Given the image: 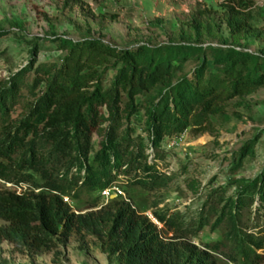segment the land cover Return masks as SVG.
Segmentation results:
<instances>
[{"label":"trees","instance_id":"obj_1","mask_svg":"<svg viewBox=\"0 0 264 264\" xmlns=\"http://www.w3.org/2000/svg\"><path fill=\"white\" fill-rule=\"evenodd\" d=\"M255 1L228 0L222 5L233 38L248 32ZM198 15L189 25L191 31L198 37L203 32L211 35V27L201 20L205 13L199 11ZM58 49L65 51L59 67L36 68L29 89L31 99L23 103L20 119H12L11 114L21 101L18 88L28 70L14 76L10 87L0 94V181L27 186L20 194L0 193V220L8 224L0 229V242L33 253H49L66 245L72 236L81 250H88L84 244L91 239L93 246L119 264L264 261L257 254L264 248V236L243 231L237 214L242 206L239 202L247 195V206L257 204L255 216L264 219V177L241 192L244 195L232 204L237 212L222 210L216 218L213 226L227 224L220 241L200 249L188 239V226L179 219L153 212L162 226L159 230L138 211L133 197L136 187L151 189L164 180L147 163L141 146L134 147L129 138L118 141L116 135L121 121L137 113L134 99L164 84L168 92L159 105L148 110L153 150L164 137L186 128L207 131L212 118L227 119L230 102L264 88V56L239 50L237 45L218 55L212 73L204 55L190 79L184 77L172 85L171 62L174 52L181 51L179 47L119 50L99 40L75 43L60 39ZM108 71H113L114 77L104 88L102 81ZM40 86L42 91L36 95ZM105 123V141L90 157L91 138ZM131 170H143V176L123 189L128 194L126 200L110 199L86 214H75L64 202V198L76 199L82 192L105 191L111 186L113 171L125 176ZM257 186L255 198L252 193Z\"/></svg>","mask_w":264,"mask_h":264},{"label":"rangeland","instance_id":"obj_2","mask_svg":"<svg viewBox=\"0 0 264 264\" xmlns=\"http://www.w3.org/2000/svg\"><path fill=\"white\" fill-rule=\"evenodd\" d=\"M226 1L0 0V94L10 87L14 76L28 70L24 84L18 88L21 101L11 114L12 119H20L23 103L31 99L29 89L36 68L60 66L65 55V51L58 49L60 39L75 43L99 40L119 50L142 46L182 48L173 54L172 85L184 77L190 79L201 66L204 55L212 73L216 72L213 61L218 55L237 45L239 50L264 56V5L252 10L248 32L233 38L224 21L222 5ZM199 11L205 13L201 20L211 27V35L203 32L198 37L191 31L189 25L199 18ZM113 77V71L106 73L102 81L104 88ZM168 90L166 84L157 85L137 96L134 99L137 113L121 121L116 135L118 141L129 138L134 147L141 146L147 163L164 180L151 189L136 187L133 197L138 211L144 212L159 230L162 226L153 218V212L179 219L188 226L191 243L203 249L219 242L227 227L226 223L213 226L222 210L237 212L232 204L244 195L241 192L264 177V88L230 102L225 112L227 119L212 118L207 131L186 128L164 137L153 150L148 110L152 105H159ZM40 91L42 86L35 94L39 95ZM107 130L108 123H105L92 136L90 157L100 151ZM142 176L143 170H131L125 176L113 171L109 189L82 192L76 199L64 198V202L75 214L96 211L110 199L126 200L128 194L124 190ZM26 189L24 184L14 186L0 181V193L8 190L20 194ZM257 191L258 186L252 193L255 198ZM247 199L245 195L239 202L242 206L239 205L237 214L241 227L247 233L263 237L264 219L255 216L257 204L249 208ZM6 227L8 224L0 220V229ZM84 245L89 249L81 250L72 236L66 245L49 253H33L2 241L0 264H119L116 258L109 260L93 246L91 239ZM257 254L264 258V248ZM222 262L228 264L225 260Z\"/></svg>","mask_w":264,"mask_h":264},{"label":"built area","instance_id":"obj_3","mask_svg":"<svg viewBox=\"0 0 264 264\" xmlns=\"http://www.w3.org/2000/svg\"><path fill=\"white\" fill-rule=\"evenodd\" d=\"M264 5L263 0H256L253 8L262 7Z\"/></svg>","mask_w":264,"mask_h":264}]
</instances>
